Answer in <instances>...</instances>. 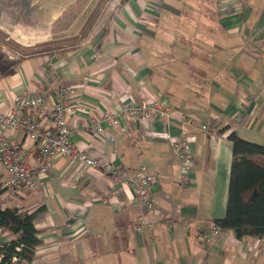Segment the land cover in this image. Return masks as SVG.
I'll list each match as a JSON object with an SVG mask.
<instances>
[{
    "label": "crops",
    "instance_id": "obj_1",
    "mask_svg": "<svg viewBox=\"0 0 264 264\" xmlns=\"http://www.w3.org/2000/svg\"><path fill=\"white\" fill-rule=\"evenodd\" d=\"M9 2L0 0V30L21 43L13 29L25 7L16 13ZM116 5L104 11L97 36L77 48L29 57L15 66L8 61L12 54L3 58L0 53V112L8 111L19 93L46 94L51 105L67 89L68 103L80 105L70 116L72 144L103 155L129 172L131 182L144 172L156 175L152 207L144 215L157 229L135 233L143 212L130 187L103 204L106 176L66 158L53 159L49 175H38L36 188L19 194L4 187L0 170V208L35 212L41 244L30 264H264V237L238 240L223 231L210 245L204 243L213 220L226 210L232 157L228 134L235 131L264 144V0H128ZM145 92L197 117L215 134L176 120L168 125L129 120L125 133L102 124L114 144L91 135V117L118 112ZM178 134L192 136L187 186L177 181L179 166L170 143V136ZM5 137L33 164L37 147L23 130ZM12 237L0 231V243Z\"/></svg>",
    "mask_w": 264,
    "mask_h": 264
},
{
    "label": "built area",
    "instance_id": "obj_2",
    "mask_svg": "<svg viewBox=\"0 0 264 264\" xmlns=\"http://www.w3.org/2000/svg\"><path fill=\"white\" fill-rule=\"evenodd\" d=\"M48 67L49 64L46 63L42 70L46 71ZM60 94L62 98L49 105L46 94L25 91L14 96L8 111L0 112V170L5 176L4 187L18 194L25 189H35L38 175H49L53 159L63 157L78 163L84 169L96 170L106 176L109 189L100 200L103 204L109 203L124 187H130L135 203L143 212L134 223L135 233L154 232L157 229L156 222L146 220L144 213L152 207L151 194L156 175L144 172L131 182L129 172L111 165L103 155L89 154L84 147L72 144L69 138L73 130L70 116L80 105L68 103L67 89H62ZM90 119L87 129L91 135L103 137L111 144H114L115 138L104 130L103 123L125 133V124L129 120H138L146 125L155 120L164 121L168 125L170 121L176 120L186 128L198 129L208 135L215 134L214 129L202 124L197 117L175 110L163 102L161 96L148 92L138 101L130 99L124 102L118 112L106 111L99 118ZM233 120L239 123L241 116L236 115ZM18 130H23L27 139L37 147L33 164L21 158L5 137V133ZM191 141L192 136L185 134L170 136L171 147L179 166L177 181L182 186L190 183L189 175L193 166L189 154ZM222 232L213 225L204 243L210 245L212 239ZM12 262H16L15 258Z\"/></svg>",
    "mask_w": 264,
    "mask_h": 264
},
{
    "label": "trees",
    "instance_id": "obj_3",
    "mask_svg": "<svg viewBox=\"0 0 264 264\" xmlns=\"http://www.w3.org/2000/svg\"><path fill=\"white\" fill-rule=\"evenodd\" d=\"M108 1L97 2L81 27L79 36L23 46L8 38L0 30V43L11 47L13 51L16 49L21 52L17 55L14 53L15 55L8 61L15 66L29 57H50L79 47ZM127 1L119 0L115 8ZM65 42L70 47L65 48L63 46ZM226 129L227 127L220 131ZM227 139L231 143L232 157L226 210L223 217L213 220V225L222 231H231L238 240L262 238L264 237V144L242 139L235 131H231ZM2 191L3 189L0 188V193ZM34 217L35 212L21 211L15 206L0 208V231L13 236L9 241L0 243V264H30L33 261L35 250L41 244L34 225ZM13 258L16 260L14 263Z\"/></svg>",
    "mask_w": 264,
    "mask_h": 264
},
{
    "label": "rangeland",
    "instance_id": "obj_4",
    "mask_svg": "<svg viewBox=\"0 0 264 264\" xmlns=\"http://www.w3.org/2000/svg\"><path fill=\"white\" fill-rule=\"evenodd\" d=\"M3 1V0H2ZM99 0H10L9 6L12 10L18 13L20 7L24 8L22 20L14 24L13 32L16 33L13 38L19 40L23 46L34 40H54L67 39L79 36V31L86 22L90 12L95 7ZM119 0H109L104 10L92 25L87 37L83 40L97 36L99 33L100 24L105 19L103 18L104 11L108 6L117 4ZM46 6V13L43 11ZM23 9V8H22ZM31 19L30 21H28ZM105 26V25H104ZM20 43V44H21ZM65 48L70 47L68 43H64ZM11 47L3 46L0 43V53L3 58L9 55H17L21 52ZM15 53V54H14ZM6 56V57H5ZM1 62V61H0Z\"/></svg>",
    "mask_w": 264,
    "mask_h": 264
}]
</instances>
